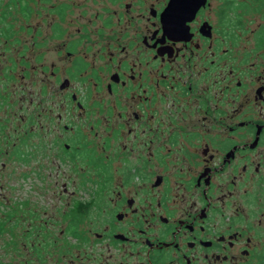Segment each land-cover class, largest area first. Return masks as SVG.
<instances>
[{"label": "flooded vegetation", "instance_id": "obj_1", "mask_svg": "<svg viewBox=\"0 0 264 264\" xmlns=\"http://www.w3.org/2000/svg\"><path fill=\"white\" fill-rule=\"evenodd\" d=\"M24 7L0 0V264H264V0Z\"/></svg>", "mask_w": 264, "mask_h": 264}, {"label": "rangeland", "instance_id": "obj_2", "mask_svg": "<svg viewBox=\"0 0 264 264\" xmlns=\"http://www.w3.org/2000/svg\"><path fill=\"white\" fill-rule=\"evenodd\" d=\"M78 28V27H77ZM76 27H74V29L76 30L77 29ZM81 168V169H80ZM86 168H84V166H78V175H82V176H79V178H85L87 177V174L85 172ZM98 173L94 171V169H90V171L88 172V176L90 177V179H94L96 178V175ZM81 228L87 230L88 228V223H86V219L83 221V223L80 225Z\"/></svg>", "mask_w": 264, "mask_h": 264}, {"label": "snow or ice", "instance_id": "obj_3", "mask_svg": "<svg viewBox=\"0 0 264 264\" xmlns=\"http://www.w3.org/2000/svg\"><path fill=\"white\" fill-rule=\"evenodd\" d=\"M18 2L22 5H25V7L22 9V11L27 12L28 8L26 7V5L28 4L29 0H18ZM2 23H3V18L0 17V25H2ZM2 32H3V29H2V27H0V34H2Z\"/></svg>", "mask_w": 264, "mask_h": 264}]
</instances>
